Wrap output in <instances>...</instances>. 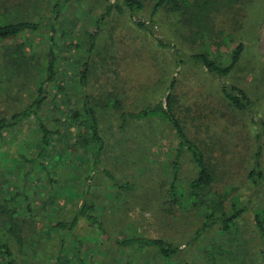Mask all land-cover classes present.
I'll use <instances>...</instances> for the list:
<instances>
[{
	"label": "rangeland",
	"instance_id": "374dc122",
	"mask_svg": "<svg viewBox=\"0 0 264 264\" xmlns=\"http://www.w3.org/2000/svg\"><path fill=\"white\" fill-rule=\"evenodd\" d=\"M113 1L119 0H71L62 7L54 22L56 75L51 82L44 81L48 29L0 40V118L26 108L43 85L47 95L38 114L54 132L45 153L32 163L41 149L38 118L31 115L0 137V197L24 190L30 206L29 211L24 206L14 213L23 229L22 239L0 223V241L9 246L15 264H79V257L84 264H210L203 247L214 237L213 231L204 232L201 241L191 242L203 214L183 210L168 195L177 149L170 125L160 115H151L147 119L153 117L152 121L131 119L124 133L118 128L120 111H138L165 100L166 82L177 69L176 54L209 50L211 58L226 65L232 49L243 44L240 60L227 77L217 78L199 66L186 65L173 92L188 138L217 166L218 175L229 170L231 182L241 183L249 169L258 143L256 124H251L247 113L231 108L220 88L234 84L246 89L253 99L264 96V0H213L208 10L213 27L210 35L216 44L208 36L199 39L194 24L178 29L177 18L165 8L151 17L153 1L148 0L143 18L158 38L168 42L171 37L174 45L156 44L151 35L130 22L125 10L120 17L112 13L107 18L98 45L88 53V36L95 20ZM52 2L0 0V21L10 16L30 20L49 17ZM22 43L25 46L16 55L14 50ZM88 55L84 91L103 141L96 166L92 163L93 146L86 147L81 139L88 134L89 123L82 111L79 72ZM75 111L80 114L76 120L72 118ZM257 111L253 116L258 121L264 118V107L257 105ZM260 144L264 155V137ZM178 159L177 176L184 187L194 176L195 166L188 151ZM222 178L226 179L225 173ZM119 183L122 188L116 186ZM85 189L101 227L91 226L83 218L73 232L53 226L75 212ZM240 227L245 244L241 259L245 264H264L263 244L249 213ZM132 237L161 238L188 246L167 259L153 246L120 244ZM0 264H7L1 253Z\"/></svg>",
	"mask_w": 264,
	"mask_h": 264
},
{
	"label": "trees",
	"instance_id": "16d2710c",
	"mask_svg": "<svg viewBox=\"0 0 264 264\" xmlns=\"http://www.w3.org/2000/svg\"><path fill=\"white\" fill-rule=\"evenodd\" d=\"M71 0H53L49 17L40 18L38 20H30L24 18L11 17L0 21V40L16 37L19 33L25 31H37L40 28L48 29L49 48L47 54L46 64V77L45 83L51 82L56 75L55 55L53 52L54 34L56 32L55 20L58 19V14L62 7ZM121 1V2H119ZM108 2L102 12L97 16L92 32L88 36V53H91L98 45V36L100 34L102 25L106 22L107 18L112 13L120 17L124 14L125 10L129 13L130 22L137 28L145 30L149 35L153 37L156 44L159 46H167L172 43V38L168 42L158 38L153 32V29L147 24V20L143 18L142 11L146 6L148 0H119ZM153 5L150 9L151 17L154 16L161 8H165L166 12L173 14L177 18L178 29H184L185 25L194 24L197 27L195 34H198L199 39H203L204 36H208V39L213 41V37L210 35L213 31L212 22L209 19V8L212 6L213 0H152ZM215 3H218L217 0ZM168 10V11H167ZM115 11V12H113ZM9 16V15H8ZM208 34L206 35L205 32ZM24 43L15 48L14 52L19 55V49L24 47ZM178 53V50L175 49ZM244 50L243 44H238L232 49L230 55V61L226 65H222L215 58H211L209 50H203L200 52L190 54H176L178 57L176 60L177 69L171 77V81L166 89V97L164 101H159L152 107L140 109L138 111H123L119 114V130L122 132L126 129L127 123L132 120H139L147 118L151 115H160L161 118L170 125L173 130L175 142L177 145L176 157L172 162L171 179L168 182V195L171 201L175 203L179 202L183 210H197L203 214V219L200 225L195 229L193 238L194 244L199 240H202L203 233L206 231H213L214 237L211 240L205 241L206 246L203 247V253L208 258L210 264H245L242 245L245 246L242 241L243 231L241 232V222L247 213L251 215V223L255 229V234L260 240V244H263L264 249V161H263V144H260L261 138L264 137V118L256 120L253 116L254 112L258 113V107H264V103H260V100L264 102V96L253 99L247 92L234 84L221 85V94L223 98L234 110L245 112L249 116L251 124H256L254 131V138L258 142L255 146V150L250 157L249 169L244 175V181L241 183L231 182L229 179V170L221 172V175L217 173V166L207 158H205L203 152L197 144L192 142L188 136L186 129L183 125V121L178 117L176 112V96L173 92L178 75L186 65H195L203 68L208 74L214 77H227L236 68L240 56ZM89 55L83 62L81 70L79 72V78L81 83L82 94V111L86 115L89 123V132L81 136L86 147L93 146V166H96L99 162L100 152L102 150V138L98 132V123L94 114V110L90 105L89 97L84 91L86 83V75L89 67ZM102 58V57H101ZM180 68V69H179ZM62 88V87H61ZM47 90L41 85L38 89V93L26 108L13 113L9 117L0 118V137L4 131L12 129L21 121L27 119L33 115L39 120L40 128V142L41 149L37 154V158L31 160L35 162L46 151L47 146L50 143L52 134L54 133L40 120L38 110L42 106V102L46 99ZM256 100L258 104L256 105ZM108 103V102H106ZM105 103V104H106ZM255 115V114H254ZM80 114L75 111L72 114L74 120L78 119ZM93 144V145H90ZM188 151L191 155L192 162L195 166V174L191 177L183 187V184L178 178L179 172V159L178 156L183 152ZM29 162V159H26ZM233 166L230 167V170ZM107 176L113 180L109 172L103 171ZM226 174V179L222 178V174ZM24 179L29 177V170L25 171ZM123 184H116L117 187L122 188ZM87 189L84 190L80 204L74 213L68 218H64L54 223L53 226L61 229L62 231L73 232L81 218L85 219L91 226L101 227V222L95 214L94 202L88 200L86 197ZM22 197V201L19 202L18 198ZM27 207L29 211V199L26 192L23 190L18 191L10 195L8 198L0 197V223H4L7 231L13 233L15 238L22 239L23 232L22 227L17 222L16 216H14L15 210L18 207ZM216 232V235H215ZM245 233V232H244ZM120 244H142L146 246L155 247L163 257L167 259L176 256L180 251L184 250L187 245L173 244L161 238H147V237H132L123 239ZM206 247V248H205ZM261 248V253L263 251ZM187 252L189 250H186ZM264 252V251H263ZM0 253L3 255L7 264H15L13 254L9 246L0 241ZM247 251L244 255L246 256ZM79 254V253H78ZM226 256L225 259L223 258ZM79 264H84L82 259L78 258Z\"/></svg>",
	"mask_w": 264,
	"mask_h": 264
},
{
	"label": "crops",
	"instance_id": "0c3cea01",
	"mask_svg": "<svg viewBox=\"0 0 264 264\" xmlns=\"http://www.w3.org/2000/svg\"><path fill=\"white\" fill-rule=\"evenodd\" d=\"M170 79H169V81H167L166 83H167V86L169 85V83H170ZM123 111H126V110H123ZM123 111H120L119 112V114L121 113V112H123ZM119 117V116H118ZM156 118V117H155ZM144 119H147V118H144ZM139 120H141V119H139ZM147 120H149V121H152V120H154L153 119V117H151V118H149V119H147ZM169 125V124H168ZM118 128H119V125H118ZM124 131H126V130H124ZM124 131L122 132V133H124ZM139 136V135H138ZM140 137V136H139ZM146 139V138H145ZM134 140V139H133Z\"/></svg>",
	"mask_w": 264,
	"mask_h": 264
}]
</instances>
